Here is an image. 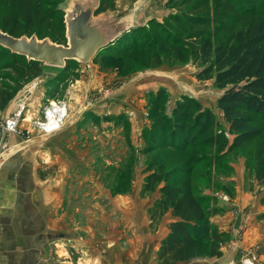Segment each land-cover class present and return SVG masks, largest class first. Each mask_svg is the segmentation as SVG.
I'll list each match as a JSON object with an SVG mask.
<instances>
[{"label":"rangeland","instance_id":"rangeland-1","mask_svg":"<svg viewBox=\"0 0 264 264\" xmlns=\"http://www.w3.org/2000/svg\"><path fill=\"white\" fill-rule=\"evenodd\" d=\"M219 1L221 3L217 5L215 0H104L107 9L125 12L133 23L135 21L139 23L140 30H130L126 34L133 36L138 43H144L146 47L150 44L151 48L148 52L132 50L127 54L115 56L111 50L115 49L116 44L110 45L109 49L97 54L88 65H79L71 61L64 69L42 64L29 67L22 60L24 58L14 60L11 53L0 47V164L4 156L8 158L18 152L20 149L18 146H22L19 144H23L24 141L38 138L41 143H37L39 147L48 146L51 144V136L62 131L68 124L74 128V133L79 135V138L74 140L76 142L74 146L81 155L86 151L88 156L94 159L91 163L97 172V182L103 189L104 198H101L100 193L99 198H95L93 195L95 188L90 183L77 178L67 180L59 193L61 198L56 207L59 213L64 214L60 216V226L51 230L56 232L68 230L78 243L84 239L90 241L89 246L98 249L100 258L95 254H92L95 258L88 257L84 251L80 253V248L77 252L75 242L72 243L68 239L65 243L51 241L43 258L45 264H82L86 261L97 264L124 262L128 264L129 260L131 262L133 260L131 252H128L129 245L136 248L135 262L140 260L139 251L149 246L153 247L156 241L153 237L150 241L143 237L145 231L139 224L140 219H145L144 215L132 218L127 216L128 219L119 213L117 207L129 215L131 214L125 208L130 212H133L131 206L145 209L150 216L148 220L151 223L150 228L157 231L167 213V210L163 212L156 207V202L161 196L159 188L162 183H156L149 191L143 190L146 176L154 170L163 174L177 166L186 169L187 173L172 175V180L180 182L184 178L190 179L197 193L201 192L211 197V200L204 204L205 208L221 202L231 204L234 208L236 204L233 203V199L235 194L239 193L235 191L236 188L240 189L241 197L244 196L241 191H246L250 194V199L254 195L259 202L260 195L264 194V178L257 177L256 165L258 154L264 145V133L254 144L230 150L233 134L228 130V124L217 108V98L222 90L214 85L212 76L198 78L197 74L203 67L196 64L189 57V53L184 54V61L170 62L163 58L165 54L159 50V44H153L155 41L158 43L163 41L164 30L173 33L172 35L177 38L182 37L180 41L190 42L198 40L201 35L212 34L215 24L222 23L220 21L227 22L233 19L234 22L239 15L229 10V3H225L227 0ZM248 1L233 2L242 8L249 5ZM66 2L67 0H0V26L3 20L12 18L16 12L17 23L20 26L31 27L30 30L37 31L39 36L52 35L53 39L64 43L62 10ZM258 3L264 5L263 1L259 0ZM196 17H201L204 22L193 25L186 23L187 18ZM156 22L158 25L154 24ZM242 23L243 21L236 24V27L240 28ZM160 25L165 27L161 32ZM177 27L188 28L189 31L181 34V29ZM227 33L228 31H223L219 35L224 38ZM122 47L120 44L119 48ZM153 55L159 59L154 60ZM6 93H12V98L6 104H2ZM183 96L197 101L202 109L209 110L214 120L206 132L195 134L194 142H189V146L174 150L170 146H165V140L169 139L165 134L169 132L172 122L179 121L172 116L171 110L175 104L181 102ZM60 106H65L66 109L63 124L54 133H45L39 128L38 122L44 120L45 111L61 108ZM129 106L133 107L134 111H131ZM138 111L141 112L142 119H138ZM199 111L190 104L187 111L189 122L183 123L192 125L194 119L192 117L197 116ZM95 115H99L98 119L114 120V124L119 127L122 125L119 130L114 131L121 135L120 141L112 142L113 136L107 134L101 135V143L97 140V135L101 132L97 131L98 126L93 124L97 117ZM13 118L16 120V126L14 130H10L6 128V123ZM130 119L134 121L130 122ZM203 120L200 116L199 121ZM144 121L151 126L155 138L159 134L156 136L154 133L163 134L160 135L163 143L161 145L164 147L155 148L148 136H145L141 142L139 140L136 147L138 149L148 147L147 151L144 153L133 151L130 137L136 134V137L140 138ZM165 122L168 128L162 131ZM181 124L180 122L178 125ZM254 125L263 126L259 120H256ZM195 130L196 128L193 132ZM102 143L113 145L110 151H116L117 148L124 157L114 163H108L106 158L101 159ZM8 151H11L10 155L7 154ZM196 156L201 157L200 163L190 165L189 160ZM95 161H98V167H95ZM110 161L115 160L110 158ZM149 165H152L151 170H146ZM48 169L51 170V167L40 169V177L42 179L45 175L44 178L52 184L55 181L50 178L55 174H48ZM133 181L134 185H131ZM140 181L141 184H137ZM26 187L31 195L37 194L34 189L37 185L31 183ZM44 187L49 189L51 185ZM155 192L158 193V197L154 199L153 205L149 206L151 199L145 197H152ZM50 194L53 195L51 189ZM101 201L102 204L99 206ZM261 206L264 208L262 204ZM102 209L103 222H100L98 218ZM50 210L51 208L47 216L49 220ZM233 213L238 217L241 215L238 208L234 209ZM172 217L174 220L175 217L173 215ZM39 225L41 222L33 221V226ZM161 230L157 231L159 235H165L160 239L161 242L157 243L152 260L156 264H178L179 261L170 262L166 258H160L159 249L169 232V227L164 233ZM235 232L241 234L238 230ZM236 242L239 240L233 239L229 246L231 248L238 246L235 245ZM244 252L235 259V263L229 264H244L246 260L261 264L256 247ZM210 257L213 258L208 254L202 255L179 264H210L206 260L211 259ZM215 262L217 264V261ZM211 263L214 262L211 260Z\"/></svg>","mask_w":264,"mask_h":264},{"label":"trees","instance_id":"trees-1","mask_svg":"<svg viewBox=\"0 0 264 264\" xmlns=\"http://www.w3.org/2000/svg\"><path fill=\"white\" fill-rule=\"evenodd\" d=\"M233 1L238 0H227L225 3H229V10L239 16L234 22L233 19H230L227 22L220 21L222 23L215 24L212 34L201 35L196 41L184 42L179 40L182 37L177 38L172 35L173 33L164 30L165 38L163 41L161 43L153 42L155 45L159 44V50L165 54L163 58L170 62L184 61V54L189 53V57L203 67L198 72L197 77L201 79L212 76L214 85L222 90L217 98V108L228 124V130L233 134L229 146L230 150L252 145L264 133V5H259V0H249L248 6L239 8V4ZM260 1L264 3V0ZM215 2L217 5L221 3L219 0H215ZM107 10L113 11L112 8L107 9L104 0H101L99 12ZM14 14L12 18L2 21L0 29L13 36L22 34L29 36L35 33L39 38L49 37L51 40L61 43L58 39H53L52 35L39 36L37 31L30 30L31 27L20 26L17 23V13ZM239 21H243L240 28L236 27V24L240 23ZM200 22H204L201 17L186 19V23L189 25ZM154 24L158 25L157 22ZM163 28L165 27L160 25L159 31H163ZM140 29L141 26L139 25L132 30ZM187 31H189L188 28H182L181 34ZM223 31H228L224 38L219 35ZM125 34L110 44H116L115 49L111 50L115 56L127 54L132 50H138L141 53L150 50V44L146 47L143 45L144 43H138L133 36ZM194 34L197 36L196 32ZM120 44L123 45L122 48H119ZM109 46L104 49H109ZM104 49H101L97 54ZM11 57L14 60L24 58L12 53ZM153 58L154 60L159 59L154 55ZM22 60L29 67H37L41 64L33 61L28 62L25 58ZM11 98L12 93H6L2 99V104H6ZM180 101L171 110L172 116L179 121L172 122L169 132L165 134L169 138L167 141L165 140V146H170L174 150L189 146V142H194L195 134L206 132L214 120L212 113L207 109H202L197 101L187 96H183ZM190 104L200 111L197 116L192 117L194 118L192 125H186L184 123L189 122L187 111ZM200 116L203 117V121H199ZM256 120L261 121L263 126L254 125ZM180 122L182 124L178 125ZM164 125L165 128L162 131L168 128L167 122ZM194 128L196 130L193 132ZM143 134L148 136L147 138L155 148L164 147L161 145L163 144L160 135L162 133H154L156 136L159 134L155 138L152 135L150 125L145 128ZM147 149L148 147L140 148V151L144 153ZM199 158L201 157L191 158L189 160L190 165L199 164ZM151 168L152 165H149L146 170H151ZM182 173H187L186 169L177 166L168 169L163 174L154 170L145 178L143 188L145 192L154 188L156 183H162L159 188L161 196L156 202V207L163 212L170 209L171 214L175 217L170 223L167 236L161 243L160 258H166L170 262H182L207 254L218 257L221 255L224 233L219 232L212 216L219 209L216 205L209 208L204 207V204L211 200V197L203 195L201 192L197 193L193 189L190 179L184 178L180 182L172 180V175ZM256 173L258 178H264V145L258 154ZM261 204L264 206V196ZM259 218L264 220V212L259 215Z\"/></svg>","mask_w":264,"mask_h":264},{"label":"crops","instance_id":"crops-1","mask_svg":"<svg viewBox=\"0 0 264 264\" xmlns=\"http://www.w3.org/2000/svg\"><path fill=\"white\" fill-rule=\"evenodd\" d=\"M31 94L33 95V92H31ZM129 109L134 111L133 107L129 106ZM137 114L138 119H142L141 112L138 111ZM99 115H95L97 116L94 119L96 123L92 121L93 124L98 126L96 130L101 132L100 135H97V140L101 143V135L107 134L113 136L114 139L112 142L114 140L120 141L122 138L121 135L119 133H114V131L119 130L122 125H120V127L119 125H115L114 120L98 119ZM133 121L134 119L130 122ZM141 127L140 138H137L136 134H132L130 137L131 147H133L134 152L140 151L141 147L138 149L136 145L139 144V140L141 142L142 137L145 139L143 132L146 127H149V124H146L144 121ZM74 132V128L69 127L67 124L62 131L51 136V144L48 146L41 145V147H39L37 143H40V140L38 138L24 141L23 144H19L22 146H18L20 148L19 151L17 150L18 152H15L14 155L8 158L4 156V159H2V164H0V264H45L43 258L46 255V248L51 244V241H54V243L55 241L65 243L68 239H70L72 243L75 242L77 252L78 248H80V253L84 251L88 257H93L92 254H95L99 255L98 257L100 258V254L97 253L98 249L89 246L90 241L84 239L78 243L68 230L67 232L51 231L60 226V216L64 214L59 213L56 207L59 205V199L61 198L59 193L67 180L72 181L74 178H77L83 182H88L95 188L93 193V195L96 196L95 198H99L98 193H100L101 198H104L102 186H99L101 184L97 182V172H95L94 165L91 163V161L94 162V159L89 157L86 151H84V155H81V152L74 146L76 143L74 140L79 138L78 133ZM10 141L12 140L10 139ZM111 147L113 148V145L109 146V143L102 146L103 152L100 154H103V156H101V159L106 158L108 163L119 162V159L124 157V155L121 154L117 148L116 151H110ZM11 151H8L7 154ZM110 158L115 161H110ZM95 162V167H98V161ZM46 166L49 168L51 167V170L48 169V174H55L50 178H53V181H55L52 184L49 180L44 178L45 175H43L42 179L40 177V169L47 168ZM31 183L37 185V188L34 189L37 191L38 195H31V193L27 192L26 185ZM137 184L140 185L141 181ZM46 185H51V187L48 189V187H44ZM131 185H134V181ZM98 188L100 190H97ZM50 189L53 191V195L50 194ZM46 190L47 193H45ZM239 190V188L235 190L239 193H236L233 199V203L236 204L234 208L231 204H225V202L223 203L221 201V203H217L216 205L219 210L212 216V220L215 222L219 232L224 233V240L222 243L221 255L206 259L210 264H212L211 260L214 262L213 264H216L215 261H217V264L235 263V259L239 258L240 254H244V251L255 247L259 251L260 263L264 264V220L259 218V215L264 212V208H262L260 201L264 194L260 195L259 202H257L254 195L251 196L253 199H250V194L246 191H241L242 194L244 193V196L241 197ZM36 195L37 197H35ZM150 197L145 198L151 199V204L149 206H152L154 199L158 197V193L155 192L152 194V197ZM101 204L102 201L99 203V206H101ZM235 207L238 208L241 213L239 217L233 213V210L236 209ZM49 208H51L50 220L47 218ZM131 209L133 212L125 208V210L131 214L129 215L125 213L123 209L117 207L119 213L125 216V218L144 215L145 219H140L141 223L139 224L144 228L142 230L145 231L143 237L148 241L153 237L156 241V243L152 242V244L155 243L153 247L150 248L149 246L145 250L139 251L138 255H141L140 260L136 262L138 264H156L152 260V256L156 251L157 243L161 242L160 239L165 235H159L160 233L157 231L162 228L164 229L161 230L163 233L164 231H168L169 224L173 220L171 211H167L162 218L163 222L156 231L152 230V227L150 228L151 223L148 221L150 220V216L147 215L145 209L132 208V206ZM98 219L100 222H103V209ZM33 221L41 222V225L35 227L33 226ZM135 221L137 222L136 219ZM236 230L240 231L241 234L236 233ZM158 235L159 237H157ZM233 239H238L239 242L235 244L238 246L231 248L229 243ZM138 240H140V238H138ZM128 252H131V258L133 259L132 262L129 260L128 264H135L134 255H136V248L129 245ZM110 260L111 258L109 261ZM82 264L97 263L86 261ZM123 264L126 263L124 262Z\"/></svg>","mask_w":264,"mask_h":264},{"label":"water","instance_id":"water-1","mask_svg":"<svg viewBox=\"0 0 264 264\" xmlns=\"http://www.w3.org/2000/svg\"><path fill=\"white\" fill-rule=\"evenodd\" d=\"M100 3L101 0H67L63 8L65 43L39 38L35 33L13 36L0 29V47L48 67L65 68L69 61L88 65L101 49L139 26L125 12H99Z\"/></svg>","mask_w":264,"mask_h":264},{"label":"built area","instance_id":"built-area-1","mask_svg":"<svg viewBox=\"0 0 264 264\" xmlns=\"http://www.w3.org/2000/svg\"><path fill=\"white\" fill-rule=\"evenodd\" d=\"M61 108L57 107L58 109H49L47 112H44V120L39 121L38 125L39 128L44 131L45 133H54L55 131H57V129H60L61 125L64 122V118H65V113H66V109L65 106H60ZM58 110H60L58 112ZM50 112H53L54 115L53 117L50 118V116H48L50 114ZM16 126V120L13 119H9L8 122L6 123V128L10 129V130H14ZM243 264V263H242ZM244 264H256V262H253L251 260H246L244 262Z\"/></svg>","mask_w":264,"mask_h":264},{"label":"bare ground","instance_id":"bare-ground-1","mask_svg":"<svg viewBox=\"0 0 264 264\" xmlns=\"http://www.w3.org/2000/svg\"><path fill=\"white\" fill-rule=\"evenodd\" d=\"M54 113L53 112H50V114L48 116L53 117Z\"/></svg>","mask_w":264,"mask_h":264}]
</instances>
